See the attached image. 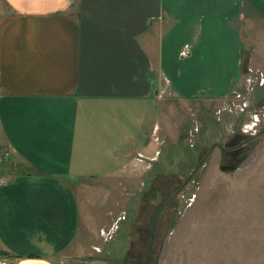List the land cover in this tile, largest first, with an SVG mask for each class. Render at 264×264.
<instances>
[{
	"label": "crops",
	"instance_id": "1",
	"mask_svg": "<svg viewBox=\"0 0 264 264\" xmlns=\"http://www.w3.org/2000/svg\"><path fill=\"white\" fill-rule=\"evenodd\" d=\"M263 9L264 0H0V256L108 262L88 244V222L97 232L101 222L90 215L82 227L73 184L115 177L105 160L114 150L160 156L147 133L160 113L141 109L167 88L180 101L227 97L235 87L216 92V35L240 31L242 44L243 31L264 29ZM181 63L197 82L178 81ZM133 105L144 108L119 115Z\"/></svg>",
	"mask_w": 264,
	"mask_h": 264
},
{
	"label": "rangeland",
	"instance_id": "2",
	"mask_svg": "<svg viewBox=\"0 0 264 264\" xmlns=\"http://www.w3.org/2000/svg\"><path fill=\"white\" fill-rule=\"evenodd\" d=\"M239 33L216 35V57H221L216 92L235 87L227 97L180 101L167 88L158 104L152 101L141 109L144 114L160 113L159 125L151 122L157 125L160 156L150 168H145L148 161L122 159L114 150L105 160L113 163L115 177L100 173L90 178L88 173L84 177L90 183L73 184L82 227L90 215L101 222L98 232L96 224L88 222V244L95 254L113 264H264V126L254 134L240 129L252 111L264 106V83L256 84L248 71L264 67V29L243 31L242 44ZM182 65L178 81L197 82ZM228 72L237 76L230 81ZM248 76L252 82L246 81ZM178 86L184 88V83ZM241 101L247 103L243 110L238 107ZM130 107L119 115L133 118L137 107L144 108ZM147 133L153 140L151 128ZM150 141L140 142L152 151L156 146ZM237 147L241 151L235 152ZM112 223V237L104 240L100 229ZM73 262L83 264L80 259Z\"/></svg>",
	"mask_w": 264,
	"mask_h": 264
},
{
	"label": "built area",
	"instance_id": "3",
	"mask_svg": "<svg viewBox=\"0 0 264 264\" xmlns=\"http://www.w3.org/2000/svg\"><path fill=\"white\" fill-rule=\"evenodd\" d=\"M186 52L183 51L182 52V55H185ZM248 71L249 73H254V76H255V82L256 84L259 83V84H263L264 83V67L262 70H256V71H253V69L251 68H248ZM245 80V79H244ZM246 81L247 82H252V78L250 76L246 77ZM236 98H241V94H237L236 93ZM247 106V103L244 102V101H241L239 104H238V107L243 110L245 107ZM264 126V106L257 109V110H254L250 113L249 115V118L247 119V121L243 122L241 124V131L245 134H254L257 132V130L261 127ZM197 130V129H196ZM151 133L153 134V140L155 142H158V136L156 135L157 134V125L154 123V125L152 124L151 126ZM133 144V143H131ZM159 155V151L156 150L155 153L151 156H145L144 154H142L141 152H139L138 150H135V152L132 154L130 153H125L123 156L124 158H129V157H133L135 160L139 161V162H142V163H145L146 161H148V164H146L147 166L145 168H150L151 166V162L152 161H155L157 159ZM132 167H133V164H132ZM5 182V179L0 177V183H4ZM194 195H192L191 198H193ZM124 216H120V217H117L116 218V222L115 223H118V221L120 219H122ZM115 223L111 224L109 228L107 229H104V228H101L100 229V236L104 239V240H108L112 237V234H113V231H114V226H115ZM117 226V225H116ZM0 264H10L9 261L0 256Z\"/></svg>",
	"mask_w": 264,
	"mask_h": 264
},
{
	"label": "trees",
	"instance_id": "4",
	"mask_svg": "<svg viewBox=\"0 0 264 264\" xmlns=\"http://www.w3.org/2000/svg\"><path fill=\"white\" fill-rule=\"evenodd\" d=\"M238 151H241V148H240V147H237V148L235 149V152H238ZM106 261H108L109 264H113V263H111L108 259H107Z\"/></svg>",
	"mask_w": 264,
	"mask_h": 264
}]
</instances>
